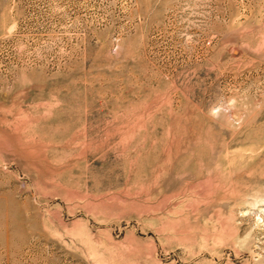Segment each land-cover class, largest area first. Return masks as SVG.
<instances>
[{
    "label": "rangeland",
    "instance_id": "obj_1",
    "mask_svg": "<svg viewBox=\"0 0 264 264\" xmlns=\"http://www.w3.org/2000/svg\"><path fill=\"white\" fill-rule=\"evenodd\" d=\"M0 264H264V0H0Z\"/></svg>",
    "mask_w": 264,
    "mask_h": 264
}]
</instances>
